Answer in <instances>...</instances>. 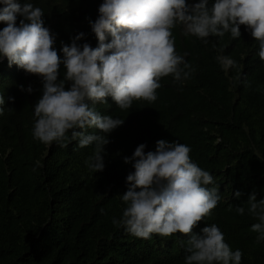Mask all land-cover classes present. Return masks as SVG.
Segmentation results:
<instances>
[{"label":"trees","instance_id":"1","mask_svg":"<svg viewBox=\"0 0 264 264\" xmlns=\"http://www.w3.org/2000/svg\"><path fill=\"white\" fill-rule=\"evenodd\" d=\"M28 2L43 10L61 58L62 42L70 45L80 33L84 37L78 44L98 46L89 22L98 18L103 0ZM213 3L209 0V7ZM21 19L17 17V26ZM4 27L0 22V30ZM240 31L239 39L226 33L205 44L177 26L175 49L187 53L185 60L195 68L188 80L162 78L157 100L134 101L131 109H119L110 97L106 104L94 105L102 115L124 120L108 134L105 167L96 173L85 165L94 145L80 148L72 141L66 147L49 146L33 137L42 79L0 59V264H185L181 241L187 237L142 239L113 224V218L122 217L126 205L121 196L129 187L127 175L134 172V161L126 164L124 158L132 157L140 144L146 145L145 154L154 152L159 140L188 145L192 161L213 176L208 187L219 188L220 202L194 233L215 224L230 248L243 252L241 264H264V241L258 243V234L250 230L258 221L246 204L253 192L258 201L264 199V61L258 42L244 26ZM213 44L239 68L225 72ZM60 73L62 80V65ZM238 74L241 79L234 80ZM237 206L245 207L243 216Z\"/></svg>","mask_w":264,"mask_h":264},{"label":"clouds","instance_id":"2","mask_svg":"<svg viewBox=\"0 0 264 264\" xmlns=\"http://www.w3.org/2000/svg\"><path fill=\"white\" fill-rule=\"evenodd\" d=\"M0 59L11 67L18 66L43 82L42 96L34 107L33 137L45 145L53 142L78 141V147L94 145L86 167L96 173L104 170L103 153L110 142L108 134L122 126L123 119L102 115L94 105L106 104L110 97L121 110L131 109L134 101L157 100L160 81L172 76L175 82L188 80L195 68L175 49L173 29L181 26L185 36L192 35L205 44L210 37L233 39L241 37V26L259 44V58L264 61V0H103L99 16L89 22L98 46L78 44L84 34L70 45L63 44V58L58 54L56 36L45 27L40 7L18 0H0ZM22 17L17 26V17ZM111 41L106 42L108 36ZM212 47L216 49V45ZM221 68L238 69V63L216 49ZM61 65L64 68L63 79ZM238 74L234 80H240ZM247 83V81H244ZM66 85L70 87L66 90ZM23 90V89H22ZM29 92L32 89L29 87ZM0 95V113L4 111ZM88 129L96 132L88 134ZM70 134V135H69ZM140 144L132 157L134 172L127 175L129 185L121 196L126 207L122 217L113 224L124 227L132 236L149 239L181 234L187 255L185 264H241L243 252L233 251L225 242L223 232L215 225L204 227L200 234L194 229L221 200L213 176L191 159V148L179 142L159 140L154 152L145 154ZM242 194L237 191L235 196ZM247 212L257 223L251 231L257 242L264 241V199L255 192L246 201ZM232 209L229 208V211ZM235 211L243 216L245 207Z\"/></svg>","mask_w":264,"mask_h":264}]
</instances>
